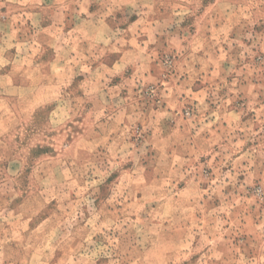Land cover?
<instances>
[{
  "label": "rangeland",
  "instance_id": "obj_1",
  "mask_svg": "<svg viewBox=\"0 0 264 264\" xmlns=\"http://www.w3.org/2000/svg\"><path fill=\"white\" fill-rule=\"evenodd\" d=\"M0 264H264V0H0Z\"/></svg>",
  "mask_w": 264,
  "mask_h": 264
}]
</instances>
